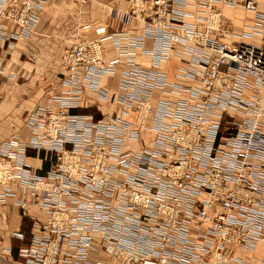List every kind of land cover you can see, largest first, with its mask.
Returning <instances> with one entry per match:
<instances>
[{
    "label": "built area",
    "instance_id": "obj_1",
    "mask_svg": "<svg viewBox=\"0 0 264 264\" xmlns=\"http://www.w3.org/2000/svg\"><path fill=\"white\" fill-rule=\"evenodd\" d=\"M127 1L109 17L141 34L101 27L95 41L68 40L55 106L26 113V142L0 143V206L13 201L31 223L13 264H264V0ZM224 8L245 16L239 29ZM40 9L0 0L16 28L0 24L8 48L34 33ZM119 65L108 92L101 82ZM85 91L115 110L71 113ZM28 151L51 155L44 173Z\"/></svg>",
    "mask_w": 264,
    "mask_h": 264
},
{
    "label": "crops",
    "instance_id": "obj_2",
    "mask_svg": "<svg viewBox=\"0 0 264 264\" xmlns=\"http://www.w3.org/2000/svg\"><path fill=\"white\" fill-rule=\"evenodd\" d=\"M40 1L38 22L29 38L19 39L11 48L0 39V143L20 133L21 140L27 141L30 134L22 128V119L26 113L39 106H55L52 98L65 89L60 83L64 73L61 55L69 46L68 40L95 41L99 37L96 30L101 27L108 33L142 32L140 24L128 26L109 17L111 9L127 11V0ZM0 24L8 34L16 30L4 21L0 20ZM145 45L150 48V41H146ZM102 48L105 59L115 58L111 40L103 41ZM136 59L143 65L149 64L148 58L139 53ZM174 65L175 62L171 63L170 77ZM125 70V65H119L116 74L104 79L101 87L108 92L115 91L120 74ZM81 104L79 109L71 113L92 115L98 120L115 110L113 106L98 100L90 91L83 93ZM50 160L51 155L44 152L28 151L27 165L36 172L44 173ZM27 210L36 213L39 219L43 218L42 212L33 206H29ZM10 229L22 231L25 240L19 242L5 238L4 232ZM0 230V264H13L18 260L17 249L26 245L32 234L30 220L22 215V211L11 200L0 206ZM7 250L11 252L8 253Z\"/></svg>",
    "mask_w": 264,
    "mask_h": 264
},
{
    "label": "rangeland",
    "instance_id": "obj_3",
    "mask_svg": "<svg viewBox=\"0 0 264 264\" xmlns=\"http://www.w3.org/2000/svg\"><path fill=\"white\" fill-rule=\"evenodd\" d=\"M225 14H226V16H228L229 20L230 19L233 20V26L235 27V29H239L245 21V16L240 11H234V10H230V9L226 8ZM255 42H258V40H255ZM0 234H1V230H0Z\"/></svg>",
    "mask_w": 264,
    "mask_h": 264
},
{
    "label": "bare ground",
    "instance_id": "obj_4",
    "mask_svg": "<svg viewBox=\"0 0 264 264\" xmlns=\"http://www.w3.org/2000/svg\"><path fill=\"white\" fill-rule=\"evenodd\" d=\"M224 9H225V8H224ZM255 40H257V39H255ZM25 142H26V141H25ZM26 164H27V162H26ZM27 166H28V165H27ZM29 167H30V166H29ZM30 168H32V167H30ZM32 169H33V168H32ZM33 171L36 172V170H34V169H33ZM13 189H14V191H15V188H13ZM4 205H5V204H4ZM28 206H33V207L39 209L38 206H35V205H28ZM42 214H43V213H42Z\"/></svg>",
    "mask_w": 264,
    "mask_h": 264
}]
</instances>
